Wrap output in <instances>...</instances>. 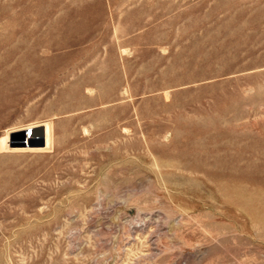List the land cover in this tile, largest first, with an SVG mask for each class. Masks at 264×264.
<instances>
[{
  "label": "rangeland",
  "instance_id": "rangeland-1",
  "mask_svg": "<svg viewBox=\"0 0 264 264\" xmlns=\"http://www.w3.org/2000/svg\"><path fill=\"white\" fill-rule=\"evenodd\" d=\"M0 264H264V0H0Z\"/></svg>",
  "mask_w": 264,
  "mask_h": 264
},
{
  "label": "water",
  "instance_id": "water-1",
  "mask_svg": "<svg viewBox=\"0 0 264 264\" xmlns=\"http://www.w3.org/2000/svg\"><path fill=\"white\" fill-rule=\"evenodd\" d=\"M11 142L14 147H44L45 128L44 126H38L18 131Z\"/></svg>",
  "mask_w": 264,
  "mask_h": 264
},
{
  "label": "bare ground",
  "instance_id": "bare-ground-1",
  "mask_svg": "<svg viewBox=\"0 0 264 264\" xmlns=\"http://www.w3.org/2000/svg\"><path fill=\"white\" fill-rule=\"evenodd\" d=\"M38 126H44L45 128V146L44 147H19V146H10L9 137L4 140V148L9 149L11 151H18V150H24V151H45L51 148L52 146V129L50 123H42L37 125H32L26 129L38 127ZM7 137V136H6ZM3 147V146H2Z\"/></svg>",
  "mask_w": 264,
  "mask_h": 264
}]
</instances>
